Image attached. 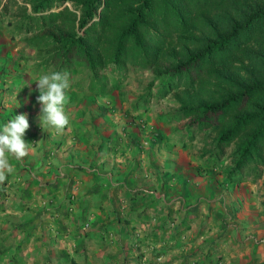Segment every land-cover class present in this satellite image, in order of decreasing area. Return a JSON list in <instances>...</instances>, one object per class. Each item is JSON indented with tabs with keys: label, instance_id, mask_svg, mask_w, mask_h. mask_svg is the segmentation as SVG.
Here are the masks:
<instances>
[{
	"label": "rangeland",
	"instance_id": "374dc122",
	"mask_svg": "<svg viewBox=\"0 0 264 264\" xmlns=\"http://www.w3.org/2000/svg\"><path fill=\"white\" fill-rule=\"evenodd\" d=\"M8 18L0 16V120L6 123L27 113L33 129L42 134L52 127L40 125L35 80L49 74L50 67L45 71L32 69L34 49L25 45L22 35L10 37V26L5 23ZM26 54L31 58L19 57ZM63 71L70 74L71 81L70 101L65 106L70 122L59 136L75 139L67 143L71 150L75 145L82 147L81 152L70 153L77 167L66 171L63 166L59 175L65 179L67 192H61L58 201L39 202L38 216L34 217L39 221L36 234L6 238L7 228L0 224V264H69L71 258L78 264H177L179 256L182 264H257L264 260V167L257 176L245 173L237 184L219 185L205 174L202 167L204 150L210 146L208 129L186 125L188 119L179 111L178 89L160 85L162 78L154 77L149 68L128 62L119 70L102 67L99 72L103 78L118 79L112 91L102 97L88 94L81 66ZM79 92L85 96L75 103ZM99 103L105 106L102 113ZM116 132L137 139L135 144L129 142L140 159L137 167L131 169L128 153L122 156L108 151L106 137ZM191 133L193 137L188 139ZM126 138L124 142H128ZM233 146L226 148L213 170L230 164ZM174 168L177 179L164 182L165 172ZM174 187L177 191L181 188L182 198L165 197L164 201L168 189ZM74 198L93 205V209L101 207L103 222L95 232L88 231L92 230L89 207L74 219L76 227H72ZM148 198L160 209L147 205ZM130 204L134 205L132 212H128ZM30 214L22 207L17 220ZM164 217L166 228L177 222V246L171 244L170 231L159 235L168 238L165 241L148 236L146 230L156 224L152 220L161 222ZM131 225L136 227L132 232ZM160 247L170 249L156 257L155 250Z\"/></svg>",
	"mask_w": 264,
	"mask_h": 264
},
{
	"label": "trees",
	"instance_id": "16d2710c",
	"mask_svg": "<svg viewBox=\"0 0 264 264\" xmlns=\"http://www.w3.org/2000/svg\"><path fill=\"white\" fill-rule=\"evenodd\" d=\"M5 14L10 37L34 49V71L81 66L88 94L102 97L118 81L103 78L102 67L149 68L160 85L178 89L186 125L208 129L205 174L221 185L262 173L264 0H3ZM232 143L230 164L213 170Z\"/></svg>",
	"mask_w": 264,
	"mask_h": 264
},
{
	"label": "crops",
	"instance_id": "0c3cea01",
	"mask_svg": "<svg viewBox=\"0 0 264 264\" xmlns=\"http://www.w3.org/2000/svg\"><path fill=\"white\" fill-rule=\"evenodd\" d=\"M20 114H25V113H20ZM28 123L30 127L26 130V133L24 135V140L30 144L29 154L21 160H16L11 154H9L8 159L10 164L13 166L14 171L8 174L7 179L3 184H0V224L2 228L3 227L7 228V230L3 234V237L6 238H9L11 236L12 237L14 236L15 238L16 237L21 238L22 235H25L26 233L36 234L38 232L37 227L39 221H37L38 217L37 220L35 219L36 218L35 216H38L37 208L39 207V202L44 201L45 204L55 203L56 201H58L59 199L58 197L60 196L61 192L63 191L67 192L64 188L66 185L64 184L65 179H63L59 174L63 173L62 171L63 166H65L66 171H68L69 169L72 170L74 167H77L76 159L71 160L70 153L73 151L81 152V148H82V147L80 148L79 145H75L74 146L75 149L71 150L70 147H67V143L75 142V139L70 138L69 135L66 137L64 134H62V138H61L59 136L60 134H55L56 130L54 131V128L48 129L47 132H44L42 134H38V132H36V130L33 129L30 120H28ZM2 124H4V121L0 120V126ZM121 129H126V127L122 126ZM106 138L108 139V142H110V146H108V148L110 147V150L108 151H111V154L123 156L124 153L126 154L128 153L129 156L127 159H129L130 161L129 165H131V169L138 166L140 159H138L139 157L136 158V156H134L133 149L130 144V143L135 144L134 141L137 139L134 136L132 135L130 136L129 134L123 132H116L114 135H111V137L107 136ZM124 138H126L128 142H124ZM132 156L134 159L136 158L135 165L132 164L133 162ZM42 157L44 158L43 162L41 161ZM100 159L101 157H99V160ZM123 159L127 160L126 156ZM119 165L120 164H118L117 167H120L121 169V165L120 166ZM171 171L174 174H172ZM164 175L165 177H167L168 181L170 179L173 180L177 179V168L166 171ZM168 191L169 194L163 197L164 201H165V197L170 199V197L177 198L181 195V188L178 189V191L176 187L172 188V190L169 188ZM74 199L75 201H73L72 206L73 208H75V213L72 217V222H73L72 227L73 226L76 227L75 225L76 221H74V219H76L77 216L81 217L82 215H84L87 207H89V209L92 211L89 212L90 213L89 218L91 219L90 226L92 230H88V231H90L89 234L95 232L99 224L103 222V218L101 219V217H103L102 211H100L101 207L100 208L98 207L96 209L94 207L93 209V205L91 206L89 204L85 205L86 203L85 201L83 200L81 201L79 199L76 200V198ZM152 199L148 198L147 205L153 207L157 206V209H160V206L156 204L154 199L153 200ZM29 204H31V206ZM59 204L61 205L62 203ZM22 207L23 210L30 211L31 214L28 216H23L22 220H20L21 217H19V221H18L17 216L20 215V210ZM98 212L99 214H97ZM64 216H66V214ZM172 218L174 220V217ZM9 219H14V220H9ZM164 219L165 217L162 219L161 222H154V220H152V222L156 224L153 227H150L146 230L148 232V236L149 237L158 236V238L163 239L165 241L168 238H163L159 235L162 233V231L165 232L170 231L167 232V234L173 237L171 244L173 246H177L176 245L177 239H175L177 237V222L175 223L174 220V222H172L173 226L166 228L163 225L165 221ZM10 225H14V226H10ZM15 228L18 230V232H14L13 229ZM134 228L136 227L131 225L130 228L131 232L132 229ZM160 243L163 242H159V241L156 242V244H160ZM190 243H192V241L191 242L189 241V244ZM168 249L170 248L162 249V247H160L158 250H155L156 251L155 253L157 255L156 257L158 256L160 257V255H163L165 251L166 252L168 251ZM177 255H179L178 252ZM181 259H182L181 256L177 258V264H182Z\"/></svg>",
	"mask_w": 264,
	"mask_h": 264
},
{
	"label": "clouds",
	"instance_id": "9594fccd",
	"mask_svg": "<svg viewBox=\"0 0 264 264\" xmlns=\"http://www.w3.org/2000/svg\"><path fill=\"white\" fill-rule=\"evenodd\" d=\"M35 83L39 93L37 102L41 105V115L38 116L41 127L46 124L58 134L63 133L70 122L65 111V106L70 101V74L67 71H56L40 75ZM29 127L26 114L15 115L0 127V184L14 171L8 159L9 154L16 160H21L29 154L30 144L24 140Z\"/></svg>",
	"mask_w": 264,
	"mask_h": 264
}]
</instances>
